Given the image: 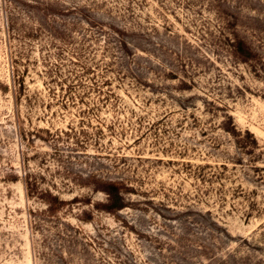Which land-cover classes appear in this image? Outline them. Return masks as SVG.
I'll list each match as a JSON object with an SVG mask.
<instances>
[{"label":"rangeland","instance_id":"1","mask_svg":"<svg viewBox=\"0 0 264 264\" xmlns=\"http://www.w3.org/2000/svg\"><path fill=\"white\" fill-rule=\"evenodd\" d=\"M0 264H264V0H0Z\"/></svg>","mask_w":264,"mask_h":264},{"label":"trees","instance_id":"2","mask_svg":"<svg viewBox=\"0 0 264 264\" xmlns=\"http://www.w3.org/2000/svg\"><path fill=\"white\" fill-rule=\"evenodd\" d=\"M238 50L243 51V53H249V50L244 46V41L240 40V44L237 45ZM121 183V182H120ZM122 186L119 185V183L117 181H111L110 182V188L106 190L107 195H108V199H109V203L107 205V207L109 209H116L119 208L120 206H122L121 203V196H120V188Z\"/></svg>","mask_w":264,"mask_h":264}]
</instances>
